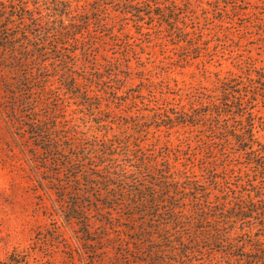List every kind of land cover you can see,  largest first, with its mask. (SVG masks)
<instances>
[{"label":"rangeland","instance_id":"rangeland-1","mask_svg":"<svg viewBox=\"0 0 264 264\" xmlns=\"http://www.w3.org/2000/svg\"><path fill=\"white\" fill-rule=\"evenodd\" d=\"M118 1H133L130 11H147L144 3L135 0H41L39 10L44 15L50 14L46 8L60 13L67 2L71 10L64 16L65 24L79 23L85 18L90 21L89 33L83 29L84 43L78 44L82 48L77 50L79 56L73 59L69 55L68 68L88 86L91 94L101 97L97 101L99 106H88V98L82 101L66 91L59 73L47 69L40 75L47 76L54 89L43 97L42 103L57 96L65 105L66 122L61 126L72 127L67 133L75 132L86 146L94 147L103 144L105 138L112 139L111 144L118 146L109 159L113 166L122 164L132 172L140 166L138 156L149 155L151 163L158 161L166 166L180 190L194 187L198 195L208 193L199 199H210L213 205L226 200V206H231L236 196L247 194L257 202L252 204L256 212L252 216L258 220L262 213L264 217V211H257L264 208V200L259 202L261 190L264 193V171L258 165L264 160L247 151H235L232 142L226 146L214 141L206 130L210 122L191 127L169 118L183 109H200L210 96L220 93L221 79L243 84V91L256 92L255 86L264 89V0H152L153 12L167 15L175 30L166 23L159 24L157 19L150 23L146 16L136 22L128 14L129 20L125 21ZM179 36L188 41H179ZM74 45L67 48H78ZM83 48L87 54L82 53ZM49 58L50 66H59L58 54ZM2 61L0 57V76L11 84L18 83L12 62ZM18 94L13 97L0 80V264L10 261L13 252L16 264H146L141 260L147 261L151 255L137 253L129 238L133 235L128 227L135 226L119 217L127 211L117 207L95 212L101 202L106 208L116 203L102 201L109 191L105 183L92 181L91 185L84 179L80 184L84 194L78 195V199L93 216L91 233H83V227L74 221L66 222L62 210L55 209L57 192L61 188L67 190V186L47 183L58 178L57 171L46 172L44 167L48 165L43 162L48 156L36 146L34 132L40 123L50 125L45 119L53 115L62 120L63 113L60 106L59 111L49 113L37 100L22 108L17 105ZM25 94L34 100L44 95L39 91ZM256 96V134L264 144V91ZM34 106L35 112L31 111ZM223 147L229 153L217 150ZM75 190H79L77 186ZM194 194L190 190L182 194V200L175 197L176 208H192L190 195ZM67 196L66 202L72 203L73 195L68 192ZM164 207H168L169 214L170 206ZM108 214L115 220H110ZM258 222L253 225L256 236L252 237H259L264 244V230L257 231ZM125 246L130 249L120 255ZM140 247L145 250L147 246ZM160 258L166 264L243 263L215 250L197 252L189 261L175 253ZM151 260L149 264H153Z\"/></svg>","mask_w":264,"mask_h":264},{"label":"trees","instance_id":"trees-1","mask_svg":"<svg viewBox=\"0 0 264 264\" xmlns=\"http://www.w3.org/2000/svg\"><path fill=\"white\" fill-rule=\"evenodd\" d=\"M135 1L144 3L147 11L144 13L130 11L129 7L133 5V1L117 2L123 7L122 13L125 16V21L129 20L126 18L129 17L128 14L135 17L134 21L136 22L143 21V16H146L151 21L150 23L153 19H157L159 24L166 23L170 28L176 29L173 21L167 19V15L153 12L152 0ZM40 2L41 0H0V55L2 54L0 57L6 61L5 63L12 62L14 68L11 69L18 73L19 81L16 84H11L6 81V77L2 78V76H0V80L5 89L12 92L13 97L20 94L17 105L20 104L22 108L28 107L37 100L41 107L49 110V113L51 110L59 111V106L62 109H60V113H63L62 120L58 121L60 116L56 115L45 119L50 125L40 123L37 126L39 129L34 132V139L38 149L43 150L48 156L43 162L48 165L44 167L46 172L52 174L57 171L58 178L54 180L56 183L54 181H47V183L67 186V190L61 188L57 192L58 196L54 204L57 211L62 210L64 213L65 221H74L83 227V233H91L89 226L93 216L91 211H88L82 201L78 199V195L84 194L80 184L84 182V179H88V183L91 185L92 181L103 182L109 191L104 194L102 201L105 203L116 201V203L111 208H106L104 202H101L95 212L102 213L105 209L113 210L117 207L119 210L127 211L119 217L129 220L135 226L134 228L128 227L133 235V238L130 236L129 238L132 240L134 249L146 257L147 254L151 255L152 260L150 258L147 261L141 260V263L149 264L148 261L151 260L153 264H166L167 262L160 256L172 253L182 255L185 260L189 261L197 252L215 250L220 251L224 256L231 257V259L234 258L235 261L240 260L244 264H264V244L260 242L259 237L257 239L252 237L256 236L253 233V225L258 220L257 231L264 230V217H262V213L258 214L260 216L258 220L252 216L253 213H256L252 206L257 205V202H254L249 195L236 196V200L231 206H226L228 204L226 200H221L217 205H213L210 199H199V197L206 196L207 192L198 195V191L194 187L182 188V190L179 185L175 187L177 181L174 183L166 166L158 161L151 163L149 155L140 154L137 159L140 166L130 172L122 164L114 163L116 166H113V163H109L110 157L112 154L114 155V150L118 147L111 144L112 139L105 138L103 144L88 147L75 132L67 133L73 129L72 127L61 126L66 122L65 105L57 96H51L46 100L47 103H42L45 100L43 97L47 96L48 92L53 91L54 88L52 89L48 77H42L40 74L47 69L59 73L62 79L61 86L66 91L73 95L76 94L75 97L82 101H86L88 98V106L96 108L100 105L97 103L98 98H101L100 94H91L89 88H86L88 86L75 76L71 68H68L69 55H73V59L79 56L77 50L82 48L78 44L84 43L83 29H87L86 32L89 33L90 21L85 18L79 23L65 24L64 16H68L71 10L67 2L60 13H54L52 8H46L49 10L47 13H50L48 16L40 12ZM180 34L186 36L187 32L180 31ZM179 39L182 42L188 41L182 40L180 36ZM72 44L78 48L68 49ZM82 53L87 54V49L83 48ZM51 54L59 55L60 59L57 62L59 66L57 64L53 67L49 65ZM93 79L97 81V77L93 76ZM220 81L218 86L220 93L210 96L206 104H201L200 109L193 108L191 112L183 109L169 118L176 124L191 127H198L199 124L210 122L206 125V130L212 134L214 141L226 146L228 142H232V146L236 147V149L233 148L235 151H247L250 155L264 160V144L256 134V117L254 115L256 94L261 93L262 95L264 89L255 86L253 90L256 92H251L250 89L243 91V84H234L235 81L232 79H221ZM103 82L101 79L100 83ZM83 86H85L84 91H82ZM235 87L240 89L239 92L235 90ZM34 91H39L44 95L41 98L38 96L35 100L26 97L25 93L31 94ZM252 93L254 96L251 95ZM51 104L53 108L52 106L48 108ZM31 111H37V106H34ZM141 150L140 148L137 151ZM217 150L224 152L223 154L229 153L226 147ZM258 165L263 172L264 163ZM158 166L163 168H158ZM67 175L68 177H65ZM63 177L66 180H61ZM76 186L79 190H75ZM261 189H263V184ZM190 190L195 191V196L190 195L193 199L192 208L183 209L185 211L183 212L181 207L176 208L173 199L175 197L180 200L184 199L181 198L182 194L189 193ZM68 192L74 197L72 203L66 202ZM176 193H179V196L175 195ZM260 194L263 198L259 196V202H263L264 193L262 190ZM87 195L93 196V194ZM118 197H121L122 200L117 199ZM166 205L170 206L169 214L167 213L168 207H164ZM257 211H264V208ZM108 215L110 220H115L114 216L112 218L111 214ZM146 223H150L151 227H148ZM142 225L144 227H141ZM119 228L122 229V226ZM234 229L240 232H236ZM141 245L147 246L146 249H141ZM125 247H127L125 250L121 249L120 255L122 252L124 255V252L130 249V246ZM149 248H152L151 251H148ZM245 251L251 255H247ZM15 255L16 253L13 252L9 256L10 261L2 263L16 264L17 261L12 260Z\"/></svg>","mask_w":264,"mask_h":264}]
</instances>
